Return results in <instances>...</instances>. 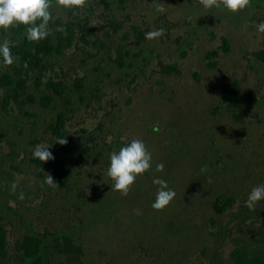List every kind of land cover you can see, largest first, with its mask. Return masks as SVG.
Returning a JSON list of instances; mask_svg holds the SVG:
<instances>
[{
    "label": "rangeland",
    "instance_id": "obj_1",
    "mask_svg": "<svg viewBox=\"0 0 264 264\" xmlns=\"http://www.w3.org/2000/svg\"><path fill=\"white\" fill-rule=\"evenodd\" d=\"M153 2L64 9L52 0L49 36L62 52L43 56L34 42L43 70L30 71L15 95L0 80L3 264H28L25 247L36 237L53 264H237L235 249L264 250V200L255 210L245 204L264 185V0L238 13L157 0L166 8L158 13ZM160 28L162 37L145 39ZM26 39L24 25L0 29V43ZM60 112L66 145L53 129ZM133 139L145 143L152 167L123 197L107 169ZM37 145L70 166L68 178L33 157ZM154 178L176 192L162 211L151 207ZM224 195L235 202L219 214L214 201Z\"/></svg>",
    "mask_w": 264,
    "mask_h": 264
},
{
    "label": "clouds",
    "instance_id": "obj_2",
    "mask_svg": "<svg viewBox=\"0 0 264 264\" xmlns=\"http://www.w3.org/2000/svg\"><path fill=\"white\" fill-rule=\"evenodd\" d=\"M155 10L158 13H164L166 8L162 3L154 0ZM199 3L205 9H226L231 13H238L250 5V0H199ZM87 0H56V5L64 9L79 8L86 6ZM53 7L52 0H0V29L7 31L13 26L24 25L26 27V37L30 42H39L50 35L48 28L49 22L53 19L50 9ZM39 21V23H37ZM63 28H57V31H63ZM260 33H264V23L257 26ZM165 29L160 28L147 32L145 39L154 40L162 37ZM0 57H2L5 67L12 66L17 62L11 52L10 44L7 40L0 43ZM26 66V65H25ZM56 143L66 145L65 138L58 139ZM50 146L37 145L33 150V157L45 163L54 159L52 153L48 150ZM152 155L148 151L145 143L140 139H133L126 146L113 151L110 154V166L107 169V176L113 182L111 188L119 192L121 196L126 197L131 187L136 182L137 177L143 176L152 167ZM162 163L156 165L157 172H163ZM201 171H206V166ZM153 184L158 185L156 197L151 207L156 211L164 210L173 201L176 192L168 187L167 181L154 178ZM45 183L51 187L57 186L53 182V177L47 174ZM16 184L13 183L11 190L15 192ZM23 199V193L20 194ZM264 200V185L254 187L245 202L246 207L255 210L256 204ZM139 214V213H137Z\"/></svg>",
    "mask_w": 264,
    "mask_h": 264
},
{
    "label": "trees",
    "instance_id": "obj_3",
    "mask_svg": "<svg viewBox=\"0 0 264 264\" xmlns=\"http://www.w3.org/2000/svg\"><path fill=\"white\" fill-rule=\"evenodd\" d=\"M124 1V0H122ZM33 43L27 39L19 45L10 46L11 52L13 56L17 59V62L12 66L5 67L3 65L2 57H0V69H6L4 73L0 76V80L4 83V85L10 89H12L13 94H18V90L16 87L24 86L26 87L29 80V72L39 70L42 71L46 66V61H43V57L41 54L33 53ZM37 47L41 50L43 56L50 55L54 52H62L63 48L59 45H55L52 41L51 36L41 40L38 43H35ZM26 65V66H25ZM60 87H64L59 85ZM55 87V86H53ZM64 89L59 90V93L64 96L65 99L68 100L67 95L64 94ZM236 86H232L226 89L227 99H231L235 93ZM42 101L46 106L51 105L54 101V97L50 94H45L42 97ZM66 121V113L60 112L58 113V118L56 120L55 125H53V129L56 132H59V136L61 138L65 137L63 131V125ZM40 161V160H39ZM46 167L50 168L55 176L59 179L68 178L70 175L71 169L70 166L63 161L62 159H56L54 161H47L45 163ZM235 200L230 196H219L214 201L215 211L219 214L224 213L228 208H230L234 204ZM26 255L25 258L28 260V264H53L49 257L50 251L46 242L36 237L35 240L32 239L30 246L26 245ZM251 252V254L249 253ZM234 259L237 264H263L264 263V250L255 249L254 251H250L246 246L239 247L235 249L232 253ZM7 257V251L5 248V230L2 225H0V264L4 263V260Z\"/></svg>",
    "mask_w": 264,
    "mask_h": 264
}]
</instances>
